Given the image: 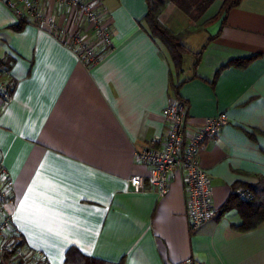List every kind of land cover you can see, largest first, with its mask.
I'll return each mask as SVG.
<instances>
[{
    "label": "crops",
    "instance_id": "0c3cea01",
    "mask_svg": "<svg viewBox=\"0 0 264 264\" xmlns=\"http://www.w3.org/2000/svg\"><path fill=\"white\" fill-rule=\"evenodd\" d=\"M225 2L190 13L167 4L162 24L190 31L180 69L150 34L147 0H101L116 48L94 68L0 2V58L14 85L13 102L0 105V151L14 185L8 209L47 264H67L71 249L107 264H264V223L240 231V212L226 209L238 190L264 180V0H241L227 12ZM43 11L68 14L71 24L59 22L71 33L84 29L57 0H44ZM171 96L185 103L188 130L228 119L199 153L214 217L197 231L182 170L165 197L129 184L150 176L135 152L166 133Z\"/></svg>",
    "mask_w": 264,
    "mask_h": 264
},
{
    "label": "built area",
    "instance_id": "2783aa9c",
    "mask_svg": "<svg viewBox=\"0 0 264 264\" xmlns=\"http://www.w3.org/2000/svg\"><path fill=\"white\" fill-rule=\"evenodd\" d=\"M43 1L0 0L20 23L49 33L88 68L98 66L115 50L114 34L105 19L101 0H57L77 13L84 29L76 33H71L59 22L71 24L72 18L68 14L62 18L46 14ZM13 100L11 68L6 58H0V105H9ZM163 117L166 133L154 139V146L135 152L137 162L150 167V176L147 179L134 176L129 184L135 192H145L148 185L159 197H165L170 192L174 173L182 170L189 225L192 231H197L214 217L212 178L203 167L199 153L207 142L219 138L228 119L225 115L208 118L201 128L188 130L187 107L176 96L169 97ZM236 194L246 203L256 200L249 189L238 190ZM13 199L12 175L4 165L0 151V264H47L45 255L25 244L15 227L8 209ZM180 264L196 263L188 259Z\"/></svg>",
    "mask_w": 264,
    "mask_h": 264
},
{
    "label": "trees",
    "instance_id": "16d2710c",
    "mask_svg": "<svg viewBox=\"0 0 264 264\" xmlns=\"http://www.w3.org/2000/svg\"><path fill=\"white\" fill-rule=\"evenodd\" d=\"M209 0H147L148 13L146 22L149 26L151 36L160 41L169 51L173 62L178 69L181 68L183 56L187 53V49L183 44L185 34L190 31L174 34L160 21V16L163 13L168 3L177 4L183 11L190 13L192 6H197L200 10L204 9ZM241 0H226L224 11H229L237 6ZM21 27L18 28V30ZM233 65H240L239 61L233 62ZM231 64V65H232ZM255 194L254 202L246 203L239 198H233L227 206L228 208H236L243 218V224L238 227L240 231H250L256 229L264 223V180L257 186L249 187ZM67 264H107L105 261L83 255L77 249H71L67 254Z\"/></svg>",
    "mask_w": 264,
    "mask_h": 264
}]
</instances>
